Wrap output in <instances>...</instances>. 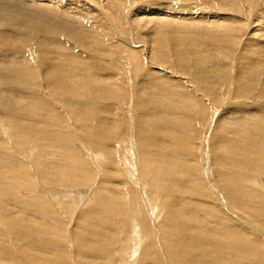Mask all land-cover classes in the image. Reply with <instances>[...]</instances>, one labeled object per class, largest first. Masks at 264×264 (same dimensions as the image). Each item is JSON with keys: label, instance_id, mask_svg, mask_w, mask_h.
Instances as JSON below:
<instances>
[{"label": "bare ground", "instance_id": "6f19581e", "mask_svg": "<svg viewBox=\"0 0 264 264\" xmlns=\"http://www.w3.org/2000/svg\"><path fill=\"white\" fill-rule=\"evenodd\" d=\"M48 2L53 3L54 1L0 0V106L6 109L8 113L11 108L14 107V109H16L15 116L19 115L20 118L15 117L16 121L14 120V122H18L17 124L20 129L27 132L26 134L38 133L37 135H40L38 137L30 135H26L27 137L20 136L21 138L14 137V142L12 140H10V142L12 145L19 146V144L21 145V143L26 140L31 142L30 140L33 141L36 139L47 148V153H44V151L39 155L34 153V147L31 153H34V155L31 156L32 159L29 160L30 164H28L24 163V161L21 162L20 160L14 159V157H9L11 154L8 156L3 154L1 148L3 146H8L10 142L6 139L3 140L2 138L4 137L0 138V264H70V256L72 253L68 250L66 243H64V238L61 235V229L63 227L62 219L56 215L57 213H51V209H54L53 206L40 202L36 199L38 196L33 194L43 195V191H48L50 193L57 192L56 188H48L45 183L58 182L59 184H71L78 187H80L79 185L82 187L85 184H90L91 176L88 174L90 171L87 172V168L83 166L85 164L82 165L78 163V153H76V155L73 154V152H71L72 150H70L71 148H69V144L72 140L67 126V124H69V117H72L77 123H80L82 128L81 132H83V137L81 138L93 143L97 148H100L103 144L106 145L112 138L114 129H105L102 123L103 121H101L102 116H104L102 114L111 113L112 107L105 106L103 103L105 100L109 101L108 99L118 98L124 94L123 90L118 86L119 84H123V82L119 77L118 79L111 77L110 74H108L109 72L107 73L108 75L101 74L100 71H104L101 70L100 65L98 66L96 64V60H102L105 56L109 57L110 54H115V50L121 51L127 49V56L129 58L128 66H130L135 76H137L138 71H142V68L144 69L146 59L147 61L152 59V50L149 45H143L142 47L140 46V48H127L126 45H123V37L116 25L112 22L107 7L103 9L99 7L98 4L96 7L93 5L87 6L85 3H81L82 1L80 0H57V3H59L61 7H58L57 3L55 5H49ZM108 2L111 1L108 0ZM80 4L83 5L82 10L76 8ZM155 5H157V7H151V11L153 12L140 9L135 13L137 16L134 21L137 27L135 30L138 28L140 29L141 23L144 20H157L166 25L175 26L176 22V24L180 25V21L185 19L184 16L171 13L167 6H162L160 3ZM31 8H34V10ZM158 9L160 10L157 11ZM77 10L79 12H74ZM155 11H157L156 14L154 13ZM89 12H91V14H89ZM98 14L103 18H98L97 23L89 20L97 17ZM146 14L152 15L149 17L148 15L146 16ZM153 14L155 15L153 16ZM113 16L115 18H120V12L116 10ZM84 19L87 20L88 23H84ZM207 21L213 23L211 20L207 19ZM109 25L114 33L111 34L112 38L110 43L106 41V30ZM127 26L129 27L130 25L127 23ZM226 26L227 24H220L217 27H222L225 30L230 28ZM263 27L264 26L261 28ZM233 31L234 29L230 28V31L227 32L230 38ZM237 31L239 32V29ZM261 31H263V29ZM96 33H98L99 39L95 37ZM226 44H229V46L232 45L229 40L225 41L222 45L225 46ZM30 46L37 47L36 49L38 50V55L41 57V61H36L33 54L31 56L29 55L28 50ZM239 48L238 45L237 49ZM262 49L260 53L257 52L259 55L256 54V57L258 56L260 59L255 58L253 55L249 60H245L244 64L246 68L242 69H248L249 72L246 76H241V78L237 80V84L235 74H233L232 82L239 85V87L236 88V95H241L244 92H252V90L258 88L257 86L255 88V86L250 85L248 82L253 81L252 84H256L257 81H259V74H264V48ZM47 50L54 52L56 58L54 56H49V59L46 56ZM141 53L144 54V58L141 57ZM162 58L166 59L165 55L161 53V59ZM236 59H238V57ZM236 59L235 65L238 61H236ZM14 64L19 65L15 66ZM24 64L29 65L26 70L23 69ZM94 65H96L95 68ZM36 66L40 69L46 66L48 70L52 69L55 73L57 72L56 74L54 73V76H48L46 74L47 76L45 75L43 79H47L48 89L51 91L50 96L53 101H57L56 106H58L59 109H56V106L54 107L53 104H49L50 102H45V99H37L35 101L28 99L31 103L35 102L34 105L36 104V109L41 111V114L38 113L39 115H30L26 114L27 110L23 113L21 109H29L30 106L32 107V104L26 102L23 103L22 106L13 105V103H8V97L11 96V98L23 99L22 97L26 94H24V89L27 90L34 86L36 87L35 77H33L34 71L38 72V69L34 68ZM43 70H45V68ZM106 71L107 70H105V72ZM256 72L258 75H256ZM39 73H41V70ZM94 74L98 77L93 78ZM100 75H103V78L99 77ZM87 78H92L91 82ZM246 78H249V81L246 82ZM262 78L264 77L262 76ZM262 78H260V80H262ZM21 84L23 86H19ZM195 90L196 93H200L198 89ZM41 92L43 94V91ZM258 93L260 98L264 97V80ZM34 94L37 95L38 92ZM40 97L41 96H39V98ZM136 101L140 106V110L146 111L148 103L144 102L140 104L141 101L139 98H136ZM58 102L61 103L57 105ZM258 108L259 107L251 111L249 107H246L241 112L242 114L250 113V115L255 112L259 113V115L260 113L264 114V106ZM39 119H42L46 124L41 125L42 127L37 126V120L40 121ZM249 119L253 120L251 117ZM176 121L175 123L171 121L170 124H160L159 122L152 126L156 129V127L167 125L168 127L173 126L174 129L181 130L187 126L191 127L194 125L192 123L182 125L177 123L176 125ZM31 122H33L32 125L30 124ZM39 123L42 122L40 121ZM1 125H3L4 128L5 125L0 124V126ZM9 127L12 128V126ZM248 128H236L237 136L245 138L246 141H243L244 143L235 144L225 135H222V132L219 133L222 126L217 124L216 134H214V144H216L217 147L215 153H213L215 162L214 174L215 181L219 184L224 198L225 209L237 215V217L246 224L252 223L253 225H258L260 223L257 221V215L251 213L252 216H250L252 219H250V216L246 215L247 213L244 209L251 211L257 209L256 211H258L259 207L261 210H259L260 217L263 218L262 220L264 221V200H260L259 204H257V200L260 199L258 196L261 197L262 194L264 195V185L258 186L260 189H253L251 186L248 187L245 181L249 179L250 182L254 181L257 183L260 181V178L257 176L264 174V147H259L260 149L255 148V144L259 141L260 135L264 137V124H261L259 127H254L253 129ZM224 129H222V131ZM30 130L33 131L29 132ZM4 132L5 131L2 133ZM151 136L152 135H150L149 140L152 138ZM263 137L262 139H264ZM141 140V151L144 157L147 158L145 156L148 152L145 149L147 138L142 135ZM37 141L35 143H37ZM251 145H254L253 147L255 149H249ZM37 147L39 146L37 145ZM37 149L39 150V148ZM166 149H168V147ZM176 153L178 154L179 152L176 151ZM165 154V160L162 159L164 161V165L162 166L163 170L171 166H169V162H171L172 153L170 154L169 151H166ZM68 159L70 160L68 163L64 162ZM58 166H61L59 167L61 173L59 171V173L56 172ZM146 166L143 162L142 170L147 174L149 172ZM164 172L165 171H163V173ZM32 173L36 174L35 179L32 177L34 175H32ZM159 173L158 171V173L152 177V182L154 185H159L160 187L159 189L155 188V197H158V195L162 193L164 196V200L162 201L164 202L163 205L166 211L162 216L163 221L154 227L151 225L150 221V219H156L157 215H154V213L146 216L143 214L142 210L140 211L137 208L135 211L137 213V218H126L127 214L125 215V212L119 209L121 205L120 202L123 201V198L131 196V192L133 195V191L125 189L122 191L120 186L122 196L118 199L120 194L118 195L115 191V186L103 182L105 179L103 178L104 176L99 181L100 185L98 186L97 193L95 191V200L90 203V205L84 206L85 201L87 202L90 200L88 196L85 197V195H82L80 192L69 191L66 194L58 190L57 195L54 193L55 195L51 199L54 201L58 200L66 209H69V211L73 212L75 209H82L78 210L80 212L76 218L77 228L73 233L74 248H72L74 249L76 264H264L263 240H260L258 237L249 238L247 232H245V235H243L244 233L240 235L239 231L230 224L229 218H227L229 220L227 222L223 216H220L219 212L221 210H218L220 208L214 211L205 207L207 209H204V216L202 217L200 208L192 203V196L200 188H202V190H199L200 193H206L207 191L202 184L199 186L198 184L197 186L191 184L190 179L193 178V174H188V181L181 180L179 182L181 188L175 190V184L171 181V177L173 176L167 177V175V178L163 179L161 177L162 174ZM254 178H256V180H253ZM241 179L245 180L242 181ZM262 182L264 181L262 180ZM37 184L41 185L38 189L36 187ZM89 184L87 186H89ZM18 187L28 189L27 192L31 194L30 196H32V199L28 197V200L16 198L14 195L18 192L14 194V191ZM25 189H23V191H25ZM256 190H258V192ZM111 192L114 193V197ZM259 192H262V194L259 195ZM190 196L191 198L189 199ZM245 197H249V199L246 201ZM219 201L221 202V200ZM110 202L112 203L110 204ZM82 206L85 208H80ZM121 208L123 207L121 206ZM155 208H157L156 205ZM60 212H62V210ZM26 215L27 217H25ZM118 216L121 218L120 222L115 220L118 219L116 218ZM158 218L159 217H157V219ZM130 219L133 224L128 223ZM210 221L214 225H209ZM218 221L225 225V227L221 226L223 229L216 226ZM41 224H43V228L46 230L44 234L39 232L40 229H42ZM128 224L132 226L129 239L126 235L127 233H124V230L128 229ZM261 224L264 226V222L261 221ZM119 226H121V230ZM28 229L38 230V233L34 234L28 232ZM120 232L126 235L122 242V245L125 244V246H122V252L120 251L121 254L114 255L112 249L114 245L118 243L117 235ZM256 238H258V240H256ZM114 253L118 254L117 252Z\"/></svg>", "mask_w": 264, "mask_h": 264}, {"label": "rangeland", "instance_id": "374dc122", "mask_svg": "<svg viewBox=\"0 0 264 264\" xmlns=\"http://www.w3.org/2000/svg\"><path fill=\"white\" fill-rule=\"evenodd\" d=\"M18 1H22V0H18ZM53 1H54L53 3L48 2L49 5H55L57 3V0H53ZM80 1H82L81 3H85L87 6L93 5L94 7H96L99 5V7H102L103 9L107 7L112 22L116 25L117 29L119 30V32L123 37L122 39L123 45H126L127 48H132V47L140 48V46L142 47L143 45L144 46L149 45L150 49L152 50V59L148 61L146 59L144 69L142 68V71L141 70L138 71L137 76H135L130 66H128L129 58L127 56V52H128L127 49H123L121 51L115 50V54H110L109 57L105 56L104 58H102V60H96V64L98 66L100 65L101 70L104 71V72L100 71L101 74L103 75L110 74L111 77L117 79L119 77V79L121 78L123 82V84H119L118 86L123 90L124 94H122L118 98L108 99L109 101H106L104 99L105 101L103 103L105 106L112 107L111 113L102 114L104 116H102L101 121H103L102 123L104 124L105 129H109V130L114 129V133L111 138L113 140L110 139L106 143V145L103 144V146H100L101 149L97 148V146L94 145L93 143L89 141H85L81 138L83 137V132H81L82 128L80 123H77L72 117H69V121H68L69 124H67V126L70 131L71 139H72L69 144V148H71L70 150H72L71 152H73V154L76 155V153H78L77 154V159L79 158L78 163H81L82 165L85 164L83 166L87 168L86 169L87 172L90 171L88 172L89 176H91L90 184L88 183L89 186H87L88 184H85L82 187L81 185H79L80 187H78L71 184L64 185V184H59L58 182L55 183L51 182L47 184L45 183L46 187L56 188L57 192L59 190L62 191V193L65 192L66 194L69 191L80 192L82 195L84 194L85 197L87 196L89 197L90 201L87 202L85 201L84 203V206H87L90 205V203H92L95 200V191L97 193L98 186L100 185L99 181L104 176L103 178L105 179L103 180V182H106L108 185L115 186V191L117 192L118 195L120 194L118 199H120V197L122 196L121 195L122 193L120 191V186L122 191L124 189L133 191V195L131 192V196H127L128 198H123V201L121 200L122 202H120L117 199L121 203L119 209H122V211L125 212V215L127 214L126 218H131V217L137 218V213L135 212L137 208L140 211L142 210L143 214L146 216L147 215L149 216L151 215V213H154V215H157V217H159L158 219L157 217L156 219L153 220L150 219L151 225L154 227L155 225H158L160 224V222L163 221L162 216L165 213L166 209L165 206L163 205L164 202L162 200H164L163 198L164 196L162 195V193H160L158 197H155L156 196L155 188L159 189L160 187L159 185L157 186L153 184L152 177L156 173H158V171L160 172L159 174H162L161 177L163 179L169 176H173L171 177V181L173 184H175L174 187L176 188L175 190H177L181 188V185L179 186V182L181 180L188 181L189 179L188 174H193L194 175L193 178L190 179L191 184H194L196 186L197 184L198 186L202 184L203 186H205V189L207 191L206 193H200L199 190L200 189L202 190V188H200L192 196L193 199L192 203H194L197 207L200 208V213L202 217L204 216V209L208 208L215 211L218 208H220L218 209L219 211L221 210L219 212L220 216H223V218L226 219L227 222L229 221L227 218H229L230 224H232L239 231L240 235L243 233H244L243 235H245V232H247L249 238L258 237L260 238V240L264 241L263 239L264 226H262L261 224V221L262 222L264 221L262 220L263 218L260 217L261 210L259 209V207H258V211H256L257 209H254L252 211L248 209H244L247 213V214L245 213L246 215L250 216L251 213L257 215V221L260 223L258 225L255 224L253 225L252 223L246 224L239 217H237V215L230 213L225 209V202L223 201L224 198L222 196L220 186L217 183V181H215L216 180L214 174L215 162L213 157L214 156L213 153H215L217 148L216 144H214V134H216L217 124H220L222 126V129L225 128L223 131L221 129L219 133L222 132L221 133L222 135H225L230 141H232L235 144L241 142L244 143L243 141H246L245 138H241L237 136L236 128L249 127L248 129L250 128L253 129L254 127H259L261 124H264L263 121L264 114L260 113L261 115L260 116L259 113L256 112L251 115L250 113L242 114L241 112L246 107H249L250 110L252 111L254 109H257V107L262 108L264 106V97L260 98L258 93L260 91L261 84L263 83L264 80V78H262V76L264 77V74H259L260 77H258L259 78L258 79L259 81H257L258 84L257 83L252 84L253 81L250 82L249 78H246L245 79L246 82L249 81L248 83H250V85L255 86V88L257 86L258 88L252 90V92H244L241 95L238 94H237L238 96L236 95L237 93L236 88L239 87V85H236L237 80L241 78V76H246L247 73L249 72L248 69L246 70L242 69V68L244 69L246 68L244 64L245 60H249L253 55L255 56V58H258V56L256 57V54L260 53V51L263 50L262 48H264L263 47L264 27L261 28L262 26H264L263 24L264 0H109L111 2H108V0H80ZM158 3H160V5L162 6H167V8H169L171 13L184 16L185 19L183 21H180V25L176 24L177 23L176 22L175 26L166 25L163 22H158L157 20L154 21L144 20L141 23L140 29L138 28L137 30H135V28H137L136 23L134 22L135 18L137 17L135 13L140 9L151 11V7H157V5L155 4ZM57 5L58 7H61L59 3H57ZM82 7L83 5L80 4L76 8L82 10L83 9ZM31 9L34 10V8ZM116 10L120 12V18H115L113 16ZM159 10L160 9H158L157 11ZM157 11H155L154 13L156 14ZM74 12H79V11L77 10ZM89 14H91V12H89ZM155 14H153V16ZM147 15L150 17L152 14H146V16ZM98 18H103V17H101L100 14H98L97 17L91 18L89 20L95 21V23H97ZM207 19L211 20L213 23H210L209 21H207ZM253 21L255 25L253 24ZM83 22L88 23V21L85 19ZM127 23L130 25L129 26L130 28L127 26ZM220 24H227L226 27H230L234 29V31L232 32L234 35L232 34L233 36L231 35L230 38L229 37L230 35H228L227 33L228 31H230V28H227L226 30L223 29L222 27L218 28L217 26ZM257 24L260 26H258ZM246 25L249 27H247ZM238 29L239 32L237 31ZM262 29L263 31H261ZM106 31H107L106 41L110 43L112 38L111 34H114L110 28V25ZM95 37L99 39L98 33H96ZM248 39L250 42L248 41ZM228 40L232 45L229 46V44H226L225 46H223L222 44ZM235 45L237 47L239 45L240 48L237 49ZM257 45H259L262 48H260ZM36 48L37 47L30 46L28 50L29 55L31 56L33 54V56L36 58V61L38 60L41 61V57L38 55V50ZM51 52L47 50L46 56L48 58L49 56L51 57L54 56L56 58V54L54 52H52L53 53L52 54ZM161 53L165 55L166 59L163 58L161 59ZM141 57L144 58V54L141 53ZM237 57L238 59H236ZM235 59L236 61L238 60L236 65H235ZM14 65L18 66L19 64H14ZM28 66H29L28 64L26 65L24 64L23 69L26 70ZM95 67L96 65H94V68ZM34 68L38 69V72L34 71V75H33V77H35L34 80L36 83V87L34 86L33 88H29L30 91L29 89L27 90L24 89V94L26 93L28 96L25 94L26 96L24 95V97H22L23 99L21 98L17 99L14 97L11 98V96L8 97L9 99L8 103L11 104L13 103V105L22 106V104L26 102L32 104V107L30 106L29 109L28 108L23 110L21 109L23 113H25L26 112L25 110H27L26 114H30V115H35L38 113L41 114V111L36 109L37 106L36 104L34 105L35 102L31 103V101H28V99L32 101H35L37 99H43V100L45 99V102H50L49 104L51 105L53 104L54 107L56 106V102H57V101L56 102L53 101L52 97L50 96L51 91L50 89H48L49 87L47 85L48 84L47 79L45 78H44L45 80L43 79V77H45L46 74L48 76H52V75L54 76L57 72L55 73L52 69L48 70L47 69L48 67L46 68V66L44 67L45 70H43L44 69L43 67H42L43 69L42 68L40 69L39 67L37 68V66ZM104 68L105 70H107L106 72ZM40 70L41 73H39ZM233 74H235L236 84L232 82ZM103 75H100L99 77L103 78ZM256 75H258V73ZM94 77H98V76L94 74L93 78ZM260 78H262V80H260ZM87 79L90 80V82L92 80V78H87ZM19 86H23V85L21 84ZM34 89L36 90V92ZM195 89H198L200 93L199 94L196 93ZM41 91H43V94ZM34 93H36L38 96L35 95ZM0 96H1V92H0ZM39 96H41L42 98L41 97L39 98ZM136 98L140 99L141 101L140 104L144 102L148 103V108L146 107L147 108L146 111L140 110V106L136 101ZM60 103L61 102H58L57 105H59ZM55 108L57 109L58 106H56ZM163 108H165L166 110ZM15 112L16 109H14V107L11 108V110L8 113L6 112V109H3L0 106V117H1L0 124L5 125L4 128L3 125L0 126V138L4 137L2 138L3 140L6 139L8 140V142L12 140L14 142L13 140L14 137H20V136L25 137L26 135L28 136L30 135L34 137L40 136L37 135L38 133L26 134L27 132H24L23 129H20L19 125L17 124L18 122L16 123L14 122L15 117L20 118L19 115L15 116ZM248 117L253 118V120L249 119ZM116 119L120 121H117ZM39 120L42 123H39L40 121L37 120V126L42 127L41 125L46 124L43 122L42 119ZM171 121L174 123L176 121V125L177 123L179 125L187 124V123H192L194 125H192L191 127L187 126L186 128H182L183 130L174 129L173 126L168 127L167 125L160 126L163 128L156 127L157 129L156 130L152 126L153 124L159 122L160 124H164V123L170 124ZM33 122H31L30 124L32 125ZM9 126H12V128H10ZM3 131H5L4 132L5 134L2 133ZM31 131L33 130H30L29 132ZM142 135L143 137L145 136L147 138V141L145 142V149L146 151H148L145 154L147 158L144 157L141 151ZM150 135H152L151 136L152 138L149 140ZM262 137L263 136L260 135L259 141L256 142L255 144V148L260 149L259 147H264V139H262ZM34 140L33 141L30 140L31 142H29V140H26L22 142L21 145L19 144V146L12 145L10 142L8 146H3L2 147L3 149L1 148V151L6 156L11 154L9 155V157L11 156L14 157V159L16 160H20L21 162L24 161V163L30 164L29 160L32 159L31 156L34 155V153H37L39 155L42 154V152L44 151H45L44 153H47L46 146L40 144V142H38L36 139ZM36 141L37 143H35ZM37 145L39 147H37ZM253 146L254 145H251L249 149L251 150L255 149ZM34 147H35V152L31 154L33 152ZM167 147L168 149L170 148L171 151L170 149L169 150L166 149ZM37 148H39V150ZM166 151H169L170 154L172 153L171 162H169V166L170 165L171 166L170 168L168 169L164 168L163 170L162 166L164 165L163 164L164 161L162 159L166 158V154H165ZM176 151L179 152L180 154L179 153L177 154ZM26 152L29 153L27 154ZM178 159L180 160V162ZM68 161L70 160L68 159L67 161L64 162L68 163ZM143 162L145 163V166L147 165L146 169L149 172L147 174L142 170ZM176 165L179 167H177ZM59 167L61 166L57 167L58 170L56 169L57 170L56 172L61 171ZM163 171L165 172L163 173ZM179 173L181 174V176ZM32 175H33L32 177L35 179L36 174L32 173ZM257 177L260 178L259 182L257 183H255L254 181L250 182V180L247 179L249 182L245 181L246 185L248 187L251 186L253 189L254 188L260 189V187L258 186L264 185L263 184L264 182H262V180L264 181V174L258 175ZM241 180L244 181L245 179L244 180L241 179ZM253 180H256V178H254ZM40 186H41L40 184L39 185L37 184L36 185L37 189ZM23 189L21 187L16 188L14 194H16L17 192L19 194L17 193L14 196L21 200L24 199L28 200V198L32 199V196H30L31 194L27 192L28 189H25V191H23ZM256 191L258 192V190ZM57 192L54 193L57 195ZM43 193H44L43 195L40 194L39 195L33 194V195L38 196L36 197V199L39 200L40 202L53 206L54 209H51L52 210L51 213L54 212L57 213L56 215H58L62 219L63 227L61 229V235L64 238V243H66L68 250L72 253V254L70 253L71 254L70 264L73 263L76 264V258L74 257V249H73L74 248L73 233L77 228L76 218L80 212L78 210H82V209H78V210L75 209L73 210V212L69 211V209H66L61 202H59L58 200L54 201L53 199H51L55 195L54 193H50L48 191H43ZM111 194L114 197L113 195L114 193L111 192ZM261 194L262 192L261 193L259 192V195ZM190 198L191 196L189 197V199ZM258 198L260 199L257 200V204H259L260 200L262 201L264 200V195L262 194L261 197L258 196ZM218 199L221 200V202ZM248 199L249 197H245L246 201ZM111 203L112 202H110V204ZM155 205L157 208H155ZM84 206L80 208H85ZM121 206L123 208H121ZM59 210L60 211L62 210V212H60ZM251 216L249 217L250 219H252ZM25 217H27V215ZM116 218H118L115 219L116 221L118 222L121 221L120 220L121 218L119 216ZM131 221L132 220L130 219L128 223L130 224ZM129 224H128V229L124 230V233H127L126 235L128 239L130 237L129 234L131 233V228H132V226H130ZM209 225H214V224L210 221ZM216 226L220 228L225 227V225L220 221L216 223ZM41 227L42 229H40L39 232H41V234H44L46 230L43 228V224H41ZM119 227L121 230L122 229L121 226ZM28 232L37 234L38 230L28 229ZM124 233L120 232L117 235L118 243H116L115 244L116 246L114 245L112 249L114 255L121 254L122 246H125V244L122 245V242L126 237ZM258 238H256V240H258ZM118 247L121 249H119ZM114 252H117L118 254Z\"/></svg>", "mask_w": 264, "mask_h": 264}]
</instances>
